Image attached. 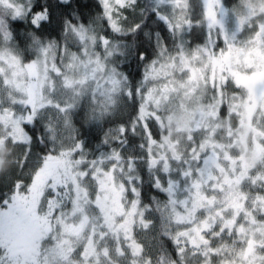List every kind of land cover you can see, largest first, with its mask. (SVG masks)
<instances>
[{"label": "snow or ice", "instance_id": "obj_1", "mask_svg": "<svg viewBox=\"0 0 264 264\" xmlns=\"http://www.w3.org/2000/svg\"><path fill=\"white\" fill-rule=\"evenodd\" d=\"M94 2L0 0V264H153V205L168 264H264V0Z\"/></svg>", "mask_w": 264, "mask_h": 264}, {"label": "trees", "instance_id": "obj_2", "mask_svg": "<svg viewBox=\"0 0 264 264\" xmlns=\"http://www.w3.org/2000/svg\"><path fill=\"white\" fill-rule=\"evenodd\" d=\"M197 5H199V0H196ZM225 3L228 6H231V0H225ZM79 4H80V9H81V14H85V13H91L95 7V2L94 0H79ZM166 7L164 8L165 12H170V5L169 3H165ZM155 7V0H139L138 2V8H143L145 11V14H148L149 11ZM199 11V8H198ZM154 18L150 17L149 23L145 25V29L149 32L150 36L148 38H145L143 36V33H141L140 35V39L144 42L145 45H150L154 39V33L159 29V31L161 33H165L166 32V28L162 23H159L158 25H154L152 23V20ZM139 142V138H137V143ZM133 145L130 143L128 145V148H125L124 151L127 153L129 148H132ZM241 152L244 153V159L247 161V156L249 157H255L257 158L258 154L254 153V151H252L251 149L249 153V151L247 150V147L243 144H241ZM246 150V152H245ZM105 151H107V149H105ZM133 156L135 157H143V153L141 152V150L136 147L134 148V150L131 153ZM257 160H254L253 162H248L252 165H255ZM138 166L139 169L141 170V174L144 175V184H143V192H144V202L151 204V200H150V196L153 194L151 187H150V177L146 174L143 173L142 168L143 165L141 163H139L138 161ZM136 187L139 189L141 186L139 184L136 185ZM189 194H187L186 196H183L182 198L185 199L186 197H188ZM161 199V204H163L164 202V198H160ZM177 207L179 208V206L177 205ZM150 217L154 218L156 221L155 227L153 228L152 232L150 233V236L153 238L151 241V246L149 247V252L152 254V257H158L163 249H167V251H163V255H164V263L168 264V260H169V255L171 254V258L172 259H176L175 256V250L171 245V242L168 241L165 237L163 236H158V233H160L163 229L161 228V219L159 214L155 211V206L153 205V211L149 214ZM164 224H168V222L165 220ZM169 227V225H168ZM158 239L159 240H164L165 243L163 245H159L158 244ZM147 243V242H146ZM125 263L126 260L124 259L122 261Z\"/></svg>", "mask_w": 264, "mask_h": 264}, {"label": "rangeland", "instance_id": "obj_3", "mask_svg": "<svg viewBox=\"0 0 264 264\" xmlns=\"http://www.w3.org/2000/svg\"><path fill=\"white\" fill-rule=\"evenodd\" d=\"M165 3H168V0H165ZM216 12V16L218 20L224 21L226 24H231L232 21L231 19L225 20V17L222 15L221 10L219 8L215 9ZM190 116L185 113V112H180L177 111L173 114V120H172V139L178 141V147L182 150L183 148V144H184V140H183V136L180 132L176 131L177 128H183L186 127L188 125V123L190 122ZM2 130H0V135H2ZM243 145H245L244 143H242ZM246 146V145H245ZM250 148H247V150L250 152L249 150ZM160 151H163V149H160ZM246 152V150H245ZM256 154H258L257 152H254ZM11 152L8 149H0V172L5 171L8 167H10V157ZM254 160H257L255 164L258 163V156L257 158L253 157H249L247 156V161L248 162H253ZM187 185L181 181L179 186L176 187L174 189V199L177 201V205L179 206V202L181 200H184L182 197L186 196L187 194H189L185 189H186ZM169 228L171 229V231L174 233L177 230V226L176 225H169ZM211 239V237H209ZM225 242H228L227 237H225ZM216 244H219L220 241H216ZM114 244V241L112 239H106L105 241H100V246L101 247H108V248H112ZM185 248H188V251L184 254V260H183V264H204L205 261V257L203 255L200 254V252L198 250L192 249L188 246V244L185 242V244L183 245ZM196 252L195 255H193V252ZM226 254H222L219 259L223 260L225 258ZM153 258V264H159V261L157 259V257H152ZM115 259V257H114ZM124 259H121L119 261H117V264H122V261ZM123 264H126V262ZM165 264V263H164Z\"/></svg>", "mask_w": 264, "mask_h": 264}]
</instances>
